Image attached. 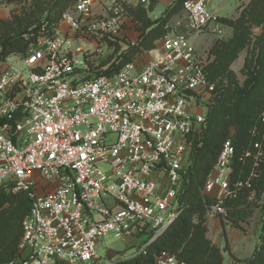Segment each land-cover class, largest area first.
I'll list each match as a JSON object with an SVG mask.
<instances>
[{
  "label": "built area",
  "instance_id": "2783aa9c",
  "mask_svg": "<svg viewBox=\"0 0 264 264\" xmlns=\"http://www.w3.org/2000/svg\"><path fill=\"white\" fill-rule=\"evenodd\" d=\"M160 1L80 0L25 55H12L21 62L10 56L2 63L0 189L24 194L31 205L19 258L8 264H104L103 238L145 237L126 259L133 258L179 217L194 139L207 129L219 95L191 34L219 31L210 0L185 1L190 32L167 35L114 74L93 75L84 48L99 39L127 41L129 10ZM250 135L239 157L251 160L248 178L234 181L236 150L228 139L203 189L213 201L207 216L225 226L232 225L225 202L251 186L264 160V114ZM155 264L186 263L163 252Z\"/></svg>",
  "mask_w": 264,
  "mask_h": 264
},
{
  "label": "trees",
  "instance_id": "16d2710c",
  "mask_svg": "<svg viewBox=\"0 0 264 264\" xmlns=\"http://www.w3.org/2000/svg\"><path fill=\"white\" fill-rule=\"evenodd\" d=\"M80 0H4L7 6L30 4L21 13L12 11L11 18L0 20V68L12 55H25L31 44L42 36V31H51L61 16ZM187 0H176L160 19L152 20L149 7L138 5L129 10L130 18L136 23L140 38L135 45L128 44L121 53V63L111 65L105 74H114L124 65L136 61L151 50L158 40L169 32L170 20L177 15ZM261 9H259V7ZM257 14V20L264 16V0H253L249 11H243L237 21L220 18L219 23L233 25L237 35L230 43H218L214 49L216 62L207 72L209 78L217 83L219 95L208 114L207 129L201 137H195L190 157L185 167L182 191L179 196L180 215L173 225L158 240L152 242L145 253L133 258L121 259L112 264H155L163 252L174 255L186 264H223L222 250L208 238L207 212L213 201L203 196L208 176L214 169L220 151L228 139H232L236 150L234 181L246 180L251 172V160L242 163L239 157L251 143L250 132L256 122H261L264 111V38L259 41L258 54L247 65V80L241 86L234 74L229 71L230 64L245 48L248 32L242 22L244 16ZM261 23V22H260ZM117 47L118 42H110ZM102 72H97L99 75ZM227 80V87H221ZM221 88V89H220ZM258 125V124H257ZM235 128L234 136H230ZM258 176L251 186L240 191L235 200H227L229 219L235 228L246 222L256 210H262V234L260 242L251 257L239 259L232 257L234 264H264V160L257 169ZM253 196V199L250 198ZM30 201L24 195L14 196L0 189V264H8L19 258L18 247L23 235L22 222L30 211Z\"/></svg>",
  "mask_w": 264,
  "mask_h": 264
},
{
  "label": "rangeland",
  "instance_id": "374dc122",
  "mask_svg": "<svg viewBox=\"0 0 264 264\" xmlns=\"http://www.w3.org/2000/svg\"><path fill=\"white\" fill-rule=\"evenodd\" d=\"M253 0H224L222 2H216L214 0H210V8L216 7L219 11V19L224 18L231 21H237L241 18L243 11H249L250 5ZM30 4H20V5H12L14 7V11L21 13L23 9L28 7ZM162 3H158L157 9L154 11L152 16H157L159 10H161ZM262 6L259 7L261 9ZM71 9V8H69ZM68 9V10H69ZM67 10V11H68ZM66 12V11H65ZM64 12V13H65ZM257 14L253 13L251 16L246 15L244 16V20L242 25L244 28L247 29L248 32V43L243 50H241L237 58L230 64L229 71H231L237 82L242 86L245 81L247 80V65L252 60L253 57L257 56L259 50L258 45L259 41L263 40L264 38V16L262 17L261 21L257 20ZM261 22V23H260ZM216 28L214 26L205 29L202 32H196L191 34L193 35L192 41L195 43L198 51L201 55L206 59L208 67L207 70L209 71L211 65L216 62V55L214 54V49L216 45L219 43H230L232 40L236 38L237 32L233 25H225L219 23V31L215 32ZM167 31L169 32L167 35L171 33L180 34V33H188L190 32V21L188 18L187 13L182 9L177 15H175L169 22ZM166 35V36H167ZM165 36V37H166ZM164 38V37H163ZM159 41V40H158ZM263 41H261L262 43ZM119 43V42H118ZM129 42L122 41L119 43L121 47L119 52L116 51L117 47H112L110 42H107L103 39L97 40L96 43L94 42H85L84 48L88 51V53H92V56L89 58L88 67L93 75L97 72H102L105 69H108L114 63L119 64L121 63L120 55L127 49ZM156 44V43H155ZM145 55V53L143 54ZM83 57V54L80 56ZM142 60V57L140 56ZM21 62V58L18 56H12L9 62ZM219 84V80H217ZM227 80L224 79L222 81L221 87H227ZM221 89V88H220ZM264 96V94H263ZM212 107L210 108L211 111ZM209 111V112H210ZM264 114V111L262 115ZM261 115V116H262ZM259 120L256 122L255 126L259 124ZM254 126V127H255ZM236 132L235 128L231 129L230 136H234ZM33 178L35 182H39L41 176L38 173L33 174ZM6 192L18 196L21 193H17L14 191L5 190ZM259 211L256 210L255 213ZM253 214L252 216L247 217L246 222H241V228H236L241 231V233L245 236H248L251 231V227L253 226V218L257 214ZM210 218L207 216V219ZM219 220L218 217H215ZM262 223V220H261ZM248 225V228L246 227ZM234 227V225L232 224ZM146 241L145 237H141L140 239H116L111 236H107L103 238L99 242L100 249V256L104 259V264H110L113 261H118L121 259H126L129 256H133L136 254L140 248L143 246V243ZM225 242V241H224ZM252 245L255 246L256 238H253L251 241ZM213 243V242H212ZM215 245V244H214ZM224 249V247H223ZM229 260V257L226 258ZM233 260V259H232ZM234 263V262H233Z\"/></svg>",
  "mask_w": 264,
  "mask_h": 264
},
{
  "label": "crops",
  "instance_id": "0c3cea01",
  "mask_svg": "<svg viewBox=\"0 0 264 264\" xmlns=\"http://www.w3.org/2000/svg\"><path fill=\"white\" fill-rule=\"evenodd\" d=\"M4 0H0V20H7L11 18L12 11L14 10L13 6H7ZM176 0H161L160 3L161 10L157 16H152L154 11L157 9L158 3H155L154 10L149 13V17L152 20L160 19L163 16L165 10L172 5ZM216 2H222L224 0H214ZM149 7V6H145ZM212 9L217 13L219 17V9L212 7ZM140 32L136 30V23L129 18L125 26V35L129 43H137L140 38ZM158 42V41H157ZM134 44V45H135ZM140 62V58L136 60ZM253 218V226L251 227L250 234L245 236L241 233L240 230L236 229L232 225H223L221 220L216 219L215 217H210L207 219L206 227L208 229V238L222 250L223 253V264H234L232 257H237L239 259H247L252 256L256 247L260 242V237L262 234V210L258 209ZM248 228V225L246 226ZM253 238H256L255 246L252 245ZM225 241V242H224ZM224 247V249H223ZM229 257V260L226 258Z\"/></svg>",
  "mask_w": 264,
  "mask_h": 264
}]
</instances>
